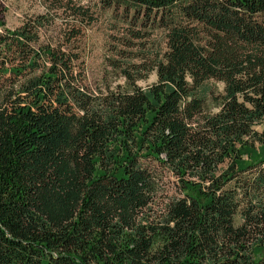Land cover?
Returning a JSON list of instances; mask_svg holds the SVG:
<instances>
[{
	"label": "trees",
	"instance_id": "1",
	"mask_svg": "<svg viewBox=\"0 0 264 264\" xmlns=\"http://www.w3.org/2000/svg\"><path fill=\"white\" fill-rule=\"evenodd\" d=\"M7 1L0 264H264V0Z\"/></svg>",
	"mask_w": 264,
	"mask_h": 264
},
{
	"label": "rangeland",
	"instance_id": "2",
	"mask_svg": "<svg viewBox=\"0 0 264 264\" xmlns=\"http://www.w3.org/2000/svg\"><path fill=\"white\" fill-rule=\"evenodd\" d=\"M81 4H86L87 0H76ZM7 14L6 21L10 28H18L28 17L42 13L44 11L40 0H8L6 3ZM107 34V28L104 23L94 25L86 34L84 42L86 43V52L84 55L88 59V69L92 77L99 75L103 68V56L105 54L104 37ZM157 82L156 74L141 82L142 88H147ZM208 88L215 94H222L224 86L220 83L211 82Z\"/></svg>",
	"mask_w": 264,
	"mask_h": 264
}]
</instances>
